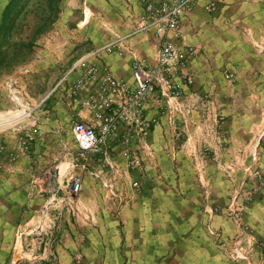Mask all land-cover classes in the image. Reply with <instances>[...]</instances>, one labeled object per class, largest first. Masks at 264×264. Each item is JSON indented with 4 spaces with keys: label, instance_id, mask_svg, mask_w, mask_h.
Instances as JSON below:
<instances>
[{
    "label": "crops",
    "instance_id": "1",
    "mask_svg": "<svg viewBox=\"0 0 264 264\" xmlns=\"http://www.w3.org/2000/svg\"><path fill=\"white\" fill-rule=\"evenodd\" d=\"M61 2L60 21L68 24L79 6ZM80 7L79 29L95 23L104 35L91 43L85 37L87 44L120 40V49L22 56L0 68V111L11 93L30 111L13 126L0 116V264H236L220 243L238 229L224 211L235 188L248 189L241 183L252 162L254 104L264 105V0H193L179 34L167 35L193 52L168 65L178 100L153 92L142 122L117 116L107 140L113 167L87 162L113 179V194L82 169L72 122L97 125L116 112L122 94L104 95L103 76L133 87L134 63L153 66L159 39L135 30L143 0H84ZM93 65L99 71L84 77ZM258 153L264 166L263 145ZM75 174L81 190L70 204ZM238 203L264 248V188ZM211 208L220 212L211 216ZM46 224L52 228L43 235L38 228ZM206 224L220 236H209Z\"/></svg>",
    "mask_w": 264,
    "mask_h": 264
},
{
    "label": "built area",
    "instance_id": "2",
    "mask_svg": "<svg viewBox=\"0 0 264 264\" xmlns=\"http://www.w3.org/2000/svg\"><path fill=\"white\" fill-rule=\"evenodd\" d=\"M192 4L193 0H143V13L139 16L135 30L136 32H152L159 39L156 63L153 66H147L141 62L134 63L132 68L133 87H128L109 74L104 75L100 91L107 95L118 89L122 94V103L117 106L116 112L104 118L97 125L80 119L72 122V132L81 157L82 169L111 194L114 192L113 179L104 176L100 169H88L87 162L95 160L108 168L113 167L107 140L117 116L139 124L143 120V104L153 92H158L167 101L179 98L180 90L168 75V65L170 63L184 64L193 52L190 48L179 50L167 39V35L168 33H172L174 36L179 34L181 21L191 10ZM119 42L120 40L110 42L101 49L107 52H112L116 47L120 49ZM116 51L119 55L122 54L121 50L116 49ZM98 71L99 68L95 65L87 66L84 77L92 78ZM262 140H264V129L259 133L256 145L259 146ZM256 145L253 148V155L257 154ZM247 170L253 182L252 192H259L264 187V168L254 166L248 167ZM69 188L73 194L69 193L68 200L70 204H74L75 194L81 190L80 175H72ZM243 209L244 206L238 203V195L232 196L224 214L235 219L238 229L220 244L224 245L226 256L236 264H264V248L255 232L241 219ZM219 212L218 208L209 209L211 216ZM206 231L213 238L220 236L210 224H206Z\"/></svg>",
    "mask_w": 264,
    "mask_h": 264
},
{
    "label": "rangeland",
    "instance_id": "3",
    "mask_svg": "<svg viewBox=\"0 0 264 264\" xmlns=\"http://www.w3.org/2000/svg\"><path fill=\"white\" fill-rule=\"evenodd\" d=\"M10 1L11 0H0V23L2 19V12ZM61 1L63 0H57V1L23 0L22 1L21 3L22 10L20 11L19 15L16 18L15 21L16 25L13 28L10 37V40L12 43H14V45H16V43H19L20 45L19 48L21 49H20V53H18L20 59L21 56H26V59H28L29 56H80L85 52L83 50H89V52L91 51L92 55H95L103 51V49H101L102 46H98V45L93 46V44L89 45L87 44L89 42L85 40V37L89 38V36H91L92 38L90 39L91 40L90 43H91L92 40L97 42L99 39L101 40V38H104V35H102L103 32L98 31L97 24L91 23L90 29H86V30L85 28L79 29L80 20L83 19L82 8L80 6L84 3V0H77V4L79 7L73 8L74 13L73 12L69 13L68 24H66V22L62 23L60 21L61 20L60 6L62 4ZM88 16H89V12H88ZM77 23H79V25H77ZM29 41L32 42V47L26 48L23 44ZM86 53H84V55H86ZM17 62L18 61L10 65H6L5 67H3L4 70L11 69V67H13V65H16ZM11 91L13 92V87L11 88ZM13 95H14L13 93L10 94L12 99L10 98V102L8 103L9 107L4 111H0V116L4 117L5 121H8L15 117L18 119L13 123L5 124L6 126L16 125L18 120L20 121L24 116H26L24 112H26L27 114H29L30 112V111L23 112V105L21 104V102L19 103L17 101V98H14ZM171 100H178V98H174ZM254 109L256 111L257 120H255L254 124H256V126L254 128V135L249 144V154L252 162L244 166L245 179L243 183H241L243 185L249 182V185L247 186L248 189L246 192L242 191V189L237 191L235 188L236 192L233 194V196L238 195V198L242 194L243 196L246 197V201H250L252 199V196L255 194L251 190V186L253 182L252 179H250L251 176L247 168L254 166H261L264 168V166L260 162V153H258V150H257V154L253 155V148L257 144L258 135L262 131V129H264V105L260 106L257 102H255ZM262 145L264 147V140L260 142L259 146L256 145V148L258 149L262 147ZM78 159L80 160L81 157L79 156ZM263 188L261 190H263ZM51 228L52 225L48 226V224H46L44 229L38 228V231L39 232L42 231L41 234L45 235V233L43 232L45 230H51ZM34 238L35 237L31 235L29 239H34ZM79 240H80L79 242L84 240L82 235L80 236ZM47 241H50L49 237L45 238L41 244H46ZM75 257L81 258V254L77 253L75 254ZM20 264H28V261H26L25 263L21 262Z\"/></svg>",
    "mask_w": 264,
    "mask_h": 264
},
{
    "label": "trees",
    "instance_id": "4",
    "mask_svg": "<svg viewBox=\"0 0 264 264\" xmlns=\"http://www.w3.org/2000/svg\"><path fill=\"white\" fill-rule=\"evenodd\" d=\"M23 0H11L2 12L0 23V68L10 65L18 61V53H20L19 43L11 42V32L15 27L16 18L22 10ZM57 1V0H54ZM26 48L32 47V42L23 44ZM22 57V56H21Z\"/></svg>",
    "mask_w": 264,
    "mask_h": 264
},
{
    "label": "bare ground",
    "instance_id": "5",
    "mask_svg": "<svg viewBox=\"0 0 264 264\" xmlns=\"http://www.w3.org/2000/svg\"><path fill=\"white\" fill-rule=\"evenodd\" d=\"M85 13H86V18L88 17V10H85ZM18 118H13V119H10L8 121L5 122V124H10V123H13L17 120Z\"/></svg>",
    "mask_w": 264,
    "mask_h": 264
}]
</instances>
